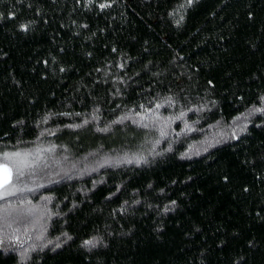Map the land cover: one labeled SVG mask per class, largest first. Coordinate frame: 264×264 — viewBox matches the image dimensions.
Wrapping results in <instances>:
<instances>
[{
  "label": "trees",
  "instance_id": "trees-1",
  "mask_svg": "<svg viewBox=\"0 0 264 264\" xmlns=\"http://www.w3.org/2000/svg\"><path fill=\"white\" fill-rule=\"evenodd\" d=\"M262 98L264 0H0V264H264Z\"/></svg>",
  "mask_w": 264,
  "mask_h": 264
},
{
  "label": "snow or ice",
  "instance_id": "snow-or-ice-1",
  "mask_svg": "<svg viewBox=\"0 0 264 264\" xmlns=\"http://www.w3.org/2000/svg\"><path fill=\"white\" fill-rule=\"evenodd\" d=\"M188 4H191L193 0H186ZM108 4H100L99 7L101 9L105 7H109ZM25 27V26H22ZM264 99V98H262ZM157 107H160V105H157ZM252 112H261L264 113V108H255L250 110L247 114H241L240 116H236L234 118L235 121L241 120L242 118H247L248 115H251ZM183 115V113H181ZM128 117H124L122 119H127ZM120 121H114V123H118ZM87 123V121H85ZM147 127V125H144ZM79 127V125H77ZM186 129H188V126L185 125ZM100 131H107V129H99ZM191 131V129H188ZM243 131V129H241ZM164 135V133H161ZM30 153H22L19 151L14 152H3L0 153V200H7L8 197L15 196L17 192H22L25 189L18 188L14 184V177L16 180H19L21 177L25 175V170L29 169L31 167V162L29 160ZM128 163H131L132 161H127ZM107 163V161H106ZM28 191H32V189H28ZM11 207V205L3 206L0 205V221H4L6 217L10 214L8 209ZM31 210H29L30 214ZM10 226V225H9ZM3 240L0 239V244H3ZM97 241L96 239L92 240H85L83 242L84 246H92L94 247L96 245Z\"/></svg>",
  "mask_w": 264,
  "mask_h": 264
},
{
  "label": "rangeland",
  "instance_id": "rangeland-1",
  "mask_svg": "<svg viewBox=\"0 0 264 264\" xmlns=\"http://www.w3.org/2000/svg\"><path fill=\"white\" fill-rule=\"evenodd\" d=\"M243 125H244V120H241L240 122L239 121H236L234 123H231V125H229V126H226L224 124H218L215 128L219 130V133L217 134V136L219 137V140H221V139L224 140V138H226L227 134H229L230 132H232L231 131V129H233L232 127L235 126L234 128H238L239 129V127H241ZM225 131H228V133H226ZM208 136H209V134L207 136L205 135L202 140H199V142H196L193 145L192 149L193 150L195 149L194 150L195 152H199L200 150L202 151V149H204V147L206 148V147L210 146V144H211L210 142H213L212 140H215V138L213 137V139H211V141L209 142L210 139L208 138ZM195 147H197V148H195ZM22 153H30L29 160L31 162V167L29 169H27L28 172H33L34 169H36L38 166H40L43 163L42 161L44 159H42V155L39 152L36 153L34 151H22ZM15 180L16 179L14 177V184L16 186L17 184H16ZM32 182H34V181H32ZM27 183L28 184H26V186L24 185L25 187L23 186L22 188H26V187L34 188V186L32 187V185H34V184L31 183V181H29Z\"/></svg>",
  "mask_w": 264,
  "mask_h": 264
}]
</instances>
